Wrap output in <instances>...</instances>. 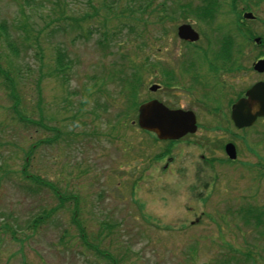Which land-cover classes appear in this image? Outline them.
I'll use <instances>...</instances> for the list:
<instances>
[{"label":"rangeland","instance_id":"rangeland-1","mask_svg":"<svg viewBox=\"0 0 264 264\" xmlns=\"http://www.w3.org/2000/svg\"><path fill=\"white\" fill-rule=\"evenodd\" d=\"M29 4L0 0L17 50L0 36V68L18 93L15 103L0 78V264H264V216L247 227L237 215L264 210V120L245 130L229 120L237 88L264 80L252 70L264 53V0L210 1V24L201 0ZM181 24L198 42L178 39ZM218 28L236 50L225 60L212 57ZM58 51L70 62L64 82L52 74ZM131 75L139 86L128 108L118 79ZM208 75L201 96L191 77ZM150 99L192 111L196 133L171 144L142 133L137 109ZM50 128L61 132L51 144ZM224 142L237 146L234 162H223ZM42 182L74 199L62 204Z\"/></svg>","mask_w":264,"mask_h":264},{"label":"water","instance_id":"water-1","mask_svg":"<svg viewBox=\"0 0 264 264\" xmlns=\"http://www.w3.org/2000/svg\"><path fill=\"white\" fill-rule=\"evenodd\" d=\"M243 18L252 20L254 17L251 13H245ZM177 37L189 43L199 39L198 34L187 24L177 28ZM258 42L259 39H255V43ZM253 70L263 73L264 59L254 63ZM157 88V85H152L149 90L154 92ZM137 112L138 127L154 133L159 140H177L196 131L195 117L192 112L169 110L156 100L141 104ZM230 118L237 129L250 127L258 118H264V82L256 83L246 91L245 97L232 106ZM225 153L230 160L236 159L232 144L225 146Z\"/></svg>","mask_w":264,"mask_h":264},{"label":"trees","instance_id":"trees-1","mask_svg":"<svg viewBox=\"0 0 264 264\" xmlns=\"http://www.w3.org/2000/svg\"><path fill=\"white\" fill-rule=\"evenodd\" d=\"M29 1L30 0H24V4L26 6L27 5H30L29 4ZM201 1H202V3L204 5L202 7H200V11L202 13V14L201 13L200 14L201 15H205V17H207V19H208L206 22H208V24H210L212 22V19H213V14H211V11L208 12L209 11L208 10L209 9L208 6H209L210 1H211V5L214 6V2L216 0H201ZM200 14L198 15L199 17L201 16ZM62 19H64V20L70 19L72 22H75V24L77 22L76 27L77 28H80L77 19L68 18V17H62ZM4 27H6V26L2 23V25H0V36L2 37L3 42L8 46L10 52L11 53H15L16 48L14 47L13 42H11L7 38V33H6ZM216 31H218L220 33V35L218 36L220 38L217 39L218 41H216V43L218 42L219 47H218L217 50H215L214 52H212L213 53L212 57L214 59H217V60H225L227 57H230L233 53H235L236 50H234V48H233V42H230V39L227 36V34H221V29L220 28L216 29ZM210 44H211V42H209V45ZM57 53L58 54H57V56H56V58L54 60V69H53V73L52 74L55 77L60 78L64 82V79L67 76V74H65L66 73V69H68V67H69V66L68 67H66V66H67V64L69 65L70 62H69L68 56L65 53V51L64 52L58 51ZM260 55L262 56V55H264V53L259 54V56ZM210 69H211V67H210ZM8 76L9 75L6 72H4V70H2L0 68V78L3 79V81L5 82V84H7L6 87H5V89L6 90L7 89L9 90L8 91L9 95L11 96V98H13L15 100V103H16V101L18 100L17 99L18 98V93L16 92V90L14 89V87L11 85L12 84V81H10V78ZM131 76H132V78L125 77L123 79H121V78L118 79V81L121 82L125 86V89L126 90L124 92H125V97H126V102H127V107L128 108H129V106H131V107L136 106V104H135V102H136V94H137V90H138V86H139V84L137 83L139 79L136 78V77L133 79V75H131ZM109 77H110L109 80H111L115 76L109 75L108 78ZM172 81H173V79H171V78L169 79L167 77V75H166L165 78L162 77V82L161 83H163L164 86H169L170 85L169 82H172ZM14 113L18 116L19 120L23 121V123H25V124H27V123L28 124H32V122L30 120L24 119L23 116L20 115V114H18L16 111H14ZM120 118H122V117H120ZM49 130L53 132L54 136H53V138L47 140L46 143H50L51 144L53 141H57V138H60L61 132L59 130L55 129V128H50ZM33 148H34V146L31 147L30 153L32 152V149ZM27 159H28V156H27V158L25 160L26 164H27ZM22 176L24 178H26V180H31L32 179L33 181H36L35 178H32L31 176L26 175V173L24 171L22 172ZM42 184L43 185H46L52 192H54L57 195L59 201L62 204H64L67 200L69 201V200L74 199L72 196H68L67 197V196L59 195V193L54 189L53 186L49 187L50 185H47L49 183H46V182L43 183L42 182ZM69 197H71V198H69ZM237 215H238V218L239 219H242V223L245 226L251 227V225H253V226L259 227L262 224V217L264 216V210L258 209L256 207L249 206V207H246V208H243V209L240 208L239 211L237 210ZM32 227H35V226L32 225ZM104 227L106 229H110L112 226L104 223ZM97 239L98 238H96V240ZM88 247H90V246H88ZM235 258L236 257L231 256V257H229V259L228 258L227 259H222V260H220L219 262H217L215 264H238V262H237L238 260L235 259ZM245 260H247V261L248 260H251V257L250 256H247Z\"/></svg>","mask_w":264,"mask_h":264},{"label":"flooded vegetation","instance_id":"flooded-vegetation-1","mask_svg":"<svg viewBox=\"0 0 264 264\" xmlns=\"http://www.w3.org/2000/svg\"><path fill=\"white\" fill-rule=\"evenodd\" d=\"M187 45H189V44H187ZM189 46H191V45H189ZM262 58H264V56L263 57H261V59ZM237 74H238V70H237V72H236ZM211 76L210 75H208V78H206V76H204V77H200V78H196V77H191V79H192V84H191V87L193 88V89H197L199 92H200V95L201 96H205L204 94H205V92H206V90H205V87L206 86H208L207 84H203V83H201V81H202V79L201 78H203L204 79V81H206V82H208V81H210L209 80V78H210ZM194 79H196V80H194ZM211 80H214V78L213 79H211ZM237 81H238V76H237ZM255 83H257V82H255ZM254 83V84H255ZM201 84V85H200ZM253 85V84H252ZM251 85V86H252ZM250 86V87H251ZM237 87H238V85H237ZM249 87V88H250ZM214 88H218L219 89V84H216L215 83V85H214ZM204 89V90H203ZM247 90V89H246ZM246 90L243 92V93H240V94H238V88H237V93L235 94V98H234V102L229 106V120H230V114H231V110H232V106L234 105V104H236L237 102H238V100L239 99H242V98H244L245 97V92H246ZM215 105H217V103H215ZM221 111H223L222 109H218V112H221ZM260 120H264V118H258L256 121H255V123L257 122V121H260ZM196 122H197V118H196ZM232 123V122H231ZM254 123V124H255ZM233 125V124H232ZM197 129H198V122H197ZM237 130V129H236ZM187 137V136H186ZM186 137H184V138H186ZM227 143H231V142H224V144L222 145L223 146V149H224V146L227 144ZM233 145H235V144H233ZM235 147H237V146H235ZM237 152V151H236ZM224 154V153H223ZM225 158H226V156H225ZM201 159H204V157L202 156L201 157ZM223 162H226V161H223Z\"/></svg>","mask_w":264,"mask_h":264}]
</instances>
